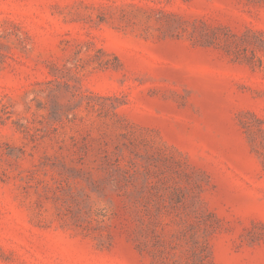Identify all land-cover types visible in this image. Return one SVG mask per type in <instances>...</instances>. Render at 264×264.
I'll return each mask as SVG.
<instances>
[{
    "label": "rangeland",
    "instance_id": "1",
    "mask_svg": "<svg viewBox=\"0 0 264 264\" xmlns=\"http://www.w3.org/2000/svg\"><path fill=\"white\" fill-rule=\"evenodd\" d=\"M0 264H264V0H0Z\"/></svg>",
    "mask_w": 264,
    "mask_h": 264
}]
</instances>
